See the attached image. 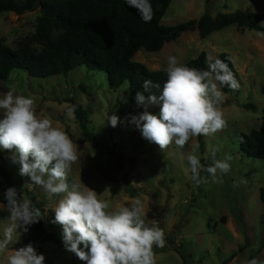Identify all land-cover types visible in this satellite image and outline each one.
I'll return each instance as SVG.
<instances>
[{
    "label": "rangeland",
    "instance_id": "374dc122",
    "mask_svg": "<svg viewBox=\"0 0 264 264\" xmlns=\"http://www.w3.org/2000/svg\"><path fill=\"white\" fill-rule=\"evenodd\" d=\"M39 10L20 16L0 15V38L4 44L14 49L29 38L34 33ZM236 11L258 16L264 30V0H172L161 25L174 27L197 21L205 13L215 17ZM202 52L215 58L228 54L239 86L224 94L220 105L227 127L214 135L193 137L183 149L173 143L161 151L142 138L140 131L125 120L143 111L130 105L128 83L111 89L105 73L84 66L46 79L12 72L8 81H0V98L12 87L16 94L33 98L37 114L50 118L55 127L66 131L77 144L80 159L72 166L70 181L82 182L95 190L101 199L110 202V210L128 206L135 199L144 203L148 219L155 220L165 232L166 245L154 248L157 264H224L233 254L236 256L230 264H247L251 256L264 261V211L259 199V189L264 185V161L246 158L241 152L242 136L259 129L262 122L264 38L258 37L257 31L230 26L200 39L195 29L182 32L157 53L141 50L133 60L149 71H157L165 70L170 55L186 64ZM246 104L254 109H246ZM76 107L86 113L87 120L82 125L93 134L92 142H85L80 119L67 116L68 108ZM150 110L155 113L158 108ZM112 114L120 117L116 127L107 121ZM190 153L198 155L205 166L230 154L231 171L219 176L222 182H213L210 174L201 171L200 176L208 182L197 186L186 160ZM10 155L0 149V167L19 177L23 188L43 203L42 222L47 231L61 239V229L51 228L47 223L58 197L48 200L42 188L25 184L30 179L19 175V165L10 161ZM3 189L0 186V196ZM3 207L0 204V209ZM7 215L6 211H0V234L8 224ZM18 235L19 243L10 247L26 244L21 230ZM33 245L52 264H84L66 251L63 243ZM0 264H5L2 255Z\"/></svg>",
    "mask_w": 264,
    "mask_h": 264
},
{
    "label": "clouds",
    "instance_id": "9594fccd",
    "mask_svg": "<svg viewBox=\"0 0 264 264\" xmlns=\"http://www.w3.org/2000/svg\"><path fill=\"white\" fill-rule=\"evenodd\" d=\"M126 3L137 9L144 22L152 20L150 0ZM257 36L264 38V32H257ZM205 62L207 67L199 69L170 55L163 86L145 80L143 92L135 94V102L143 111L125 120L161 151L173 143L183 149L191 138L214 135L227 127L220 107L224 98L221 89H236L238 82L225 61L209 54ZM34 105L33 98L16 94L14 87L3 94L0 149L10 152V161L19 165V175L30 179L25 184L42 188L48 200L58 197L51 222L60 227L65 250L84 264H157L154 248L166 245L165 232L155 220L148 219L144 203L135 199L128 206L110 210V202L101 199L95 190L70 181L72 166L80 159L77 144L50 118L39 116ZM152 108L158 111L154 113ZM67 116L74 117L73 108H68ZM107 121L116 127L120 117L112 114ZM232 159L225 154L223 159H213L205 166L198 155L186 156L191 179L197 186L208 182L200 176L201 171L210 174L213 182H222L219 176L231 171ZM3 197L6 203L0 211L7 212L8 224L0 234V255L5 264H45V255L38 253L31 242L10 247L19 243L18 230L27 232L28 226L44 219L41 210L15 187L5 189ZM247 264L264 261L252 258Z\"/></svg>",
    "mask_w": 264,
    "mask_h": 264
},
{
    "label": "trees",
    "instance_id": "16d2710c",
    "mask_svg": "<svg viewBox=\"0 0 264 264\" xmlns=\"http://www.w3.org/2000/svg\"><path fill=\"white\" fill-rule=\"evenodd\" d=\"M171 1L150 0L154 16L150 22H144L137 9L130 7L126 0H0V15L14 13L20 16L40 9L34 33L19 42L16 48L11 49L0 38V81H8L15 71L23 72L30 78L46 79L84 66L90 71L105 73L111 89H117L127 82L128 101L131 106L136 107L134 97L137 91L143 92L145 80L159 83L162 87L167 79L165 70L149 71L143 64L135 62L133 58L139 51L157 53L165 43L177 40L182 32L195 29L200 39H206L230 26L240 30L264 31L259 25L258 16L241 11L219 13L215 17L205 13L197 21L174 27L163 26L161 20ZM206 57L202 52L185 65L204 69L207 67ZM217 58L228 64L237 79V72L229 55L222 53ZM221 90L228 94L232 88L225 86ZM153 92L158 94L157 89H153ZM261 92L264 96V85ZM244 107L254 109L250 104ZM74 115L80 119V125L87 120L86 113L80 107L75 108ZM82 130L85 142L94 141L93 134L88 133L83 125ZM242 139L243 155L264 161V109L260 128L242 136ZM0 176V186L4 187L0 196L1 205L5 206L6 203L4 190L15 187L44 213L43 203L23 188L19 177L6 172L2 167ZM259 199L264 211V185L259 189ZM53 219L51 211L47 219L49 227L60 228L51 222ZM22 234L26 244L49 242L59 246L62 243L61 239L47 231L42 219L28 226V231H22ZM262 246L264 247V232ZM37 252L43 254L42 250L37 249ZM235 256L233 254L224 264H228ZM252 258L251 256L250 259ZM45 264L52 262L46 258Z\"/></svg>",
    "mask_w": 264,
    "mask_h": 264
},
{
    "label": "crops",
    "instance_id": "0c3cea01",
    "mask_svg": "<svg viewBox=\"0 0 264 264\" xmlns=\"http://www.w3.org/2000/svg\"><path fill=\"white\" fill-rule=\"evenodd\" d=\"M221 222L223 223V219L221 220ZM224 225H225V224H224ZM234 258H235V257H234ZM234 258H233V259H234ZM233 259H232V260H233ZM232 260H231V261H232ZM231 261H230V262H231ZM229 264H230V263H229Z\"/></svg>",
    "mask_w": 264,
    "mask_h": 264
}]
</instances>
